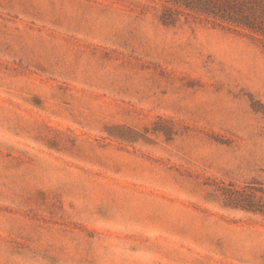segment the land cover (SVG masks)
<instances>
[{
	"label": "rangeland",
	"instance_id": "1",
	"mask_svg": "<svg viewBox=\"0 0 264 264\" xmlns=\"http://www.w3.org/2000/svg\"><path fill=\"white\" fill-rule=\"evenodd\" d=\"M164 0H0V264H264V38Z\"/></svg>",
	"mask_w": 264,
	"mask_h": 264
},
{
	"label": "trees",
	"instance_id": "2",
	"mask_svg": "<svg viewBox=\"0 0 264 264\" xmlns=\"http://www.w3.org/2000/svg\"><path fill=\"white\" fill-rule=\"evenodd\" d=\"M161 21L175 26L189 18L234 32H251L264 38V0H164ZM224 207L264 216V189L253 184L222 185Z\"/></svg>",
	"mask_w": 264,
	"mask_h": 264
}]
</instances>
